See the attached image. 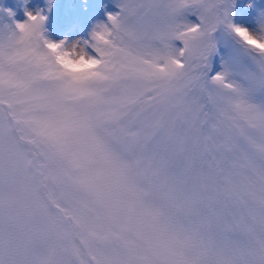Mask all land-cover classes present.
<instances>
[{"label":"snow or ice","instance_id":"1","mask_svg":"<svg viewBox=\"0 0 264 264\" xmlns=\"http://www.w3.org/2000/svg\"><path fill=\"white\" fill-rule=\"evenodd\" d=\"M235 6L118 0L74 42L52 0L0 8V264H264V11Z\"/></svg>","mask_w":264,"mask_h":264},{"label":"rangeland","instance_id":"2","mask_svg":"<svg viewBox=\"0 0 264 264\" xmlns=\"http://www.w3.org/2000/svg\"><path fill=\"white\" fill-rule=\"evenodd\" d=\"M260 1V0H259ZM262 1V0H261ZM118 0H52L49 20L46 25L50 39L69 41L88 39L95 24L107 21L108 13L119 11ZM0 8L11 9L16 19L23 21L25 10H47L48 0H0ZM264 11V1L258 6V0H236L234 20L245 26L255 27L254 18ZM0 14V19H3ZM193 21L195 16L190 17ZM226 41L227 44H224ZM221 44L220 54L212 61V75L221 70L222 59L231 55L233 50H239L240 45L229 35L225 34Z\"/></svg>","mask_w":264,"mask_h":264},{"label":"clouds","instance_id":"3","mask_svg":"<svg viewBox=\"0 0 264 264\" xmlns=\"http://www.w3.org/2000/svg\"><path fill=\"white\" fill-rule=\"evenodd\" d=\"M65 64L69 70L80 75H86L90 73L95 66L94 63L89 62L87 59H79V58H77L73 62H70L66 59Z\"/></svg>","mask_w":264,"mask_h":264},{"label":"trees","instance_id":"4","mask_svg":"<svg viewBox=\"0 0 264 264\" xmlns=\"http://www.w3.org/2000/svg\"><path fill=\"white\" fill-rule=\"evenodd\" d=\"M262 1H264V0H262ZM262 1H261V0L259 1V0H258V4H259L260 2H262Z\"/></svg>","mask_w":264,"mask_h":264}]
</instances>
